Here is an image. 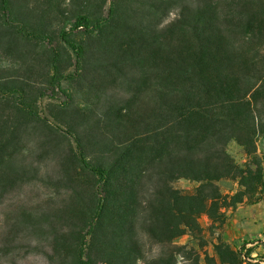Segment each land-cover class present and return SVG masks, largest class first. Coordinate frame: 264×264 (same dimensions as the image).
Listing matches in <instances>:
<instances>
[{"label": "trees", "instance_id": "obj_1", "mask_svg": "<svg viewBox=\"0 0 264 264\" xmlns=\"http://www.w3.org/2000/svg\"><path fill=\"white\" fill-rule=\"evenodd\" d=\"M109 1L105 15L79 13L70 31L61 30L72 52L65 72L51 29L0 0V196L40 173L26 162V146L30 125L41 122L71 139L59 178L68 203L21 214L31 232L47 231L51 264H139L144 236L164 249L148 264L192 254V264H202L196 249L176 241L201 237L203 216L217 235L203 264L256 259L264 242L242 254L224 232L229 210L264 200V0ZM76 30L84 32L79 39ZM20 41L45 47L53 95L68 98L64 84H78L79 102L57 112L64 119L41 109L47 88L31 81L42 53H19L15 70L3 65L1 54ZM103 83L121 85L128 97L93 105L87 96ZM181 179L194 188L176 187ZM229 179L238 189L225 194L221 182Z\"/></svg>", "mask_w": 264, "mask_h": 264}, {"label": "rangeland", "instance_id": "obj_2", "mask_svg": "<svg viewBox=\"0 0 264 264\" xmlns=\"http://www.w3.org/2000/svg\"><path fill=\"white\" fill-rule=\"evenodd\" d=\"M13 3L16 10L19 11L21 19L23 18L31 24L44 25L51 29L52 40L50 46L52 49H56L62 55V58H65L60 64V68L65 72L73 69L70 66L65 70L69 61V55H72V52L69 53L70 49L61 39V30L70 31L71 24L77 14L91 13L93 15H105L110 5L109 0H13ZM175 16L176 11H173L164 18V23H169ZM72 33L75 38L79 39L84 32L76 30V32ZM13 47L10 53L11 56L9 53H5L1 54V58L4 66L11 65L14 67V70L22 62H16L18 60L16 59V55L19 53H29V56L42 53L40 60L43 62L36 67L34 77L31 80L33 85L40 86L43 89L47 88L45 91L46 96L41 102V109L50 111L49 106H51L56 110L53 113L57 114L58 111H63L62 113L64 114L79 102L80 97L75 92L78 89V84L76 83L64 84L69 94L68 98L59 92L53 95L49 84V68L46 66L47 58L49 59V57L48 53L43 50L45 49L43 45H32L20 41L16 45H13ZM27 59V62L24 61L25 63L22 64L23 69L20 70L21 73L26 71L30 58ZM103 85L102 92L97 93L95 89L92 90L93 92H89L87 100L90 103L93 102V105L95 103L98 107H102L108 104L106 103V96L109 95H114L118 100L125 99L129 95L121 85H108V83H103ZM63 101H67V106L69 105L67 110L59 108V105ZM62 113L60 115L57 114V116L63 117ZM50 117H53L55 120L56 116L50 115ZM59 123L62 124L63 128L67 127V123H62V121ZM76 124L74 125L77 127ZM53 130V128L49 129L41 122H35L30 125L29 141L26 147L32 152L26 156V162L38 168L40 173L28 179L25 183L17 184L13 188H10L7 193L0 196V264H51L48 260V255L52 250L49 246L47 231L31 232L21 222V214L26 211L39 213L55 207H64L69 201L70 192L59 178L62 176L63 163L66 162L71 153V139L63 131L60 130L57 133ZM262 140L264 142V137ZM39 141L41 144H39ZM175 186L183 190H192L194 183L181 179L175 183ZM221 188L225 194H232L238 189V184L237 181L232 179L223 180ZM261 203L264 204V200ZM201 221L206 227V231L201 237H192L187 234L179 238L176 243L185 244L189 248L196 249L197 253L201 255V263L203 264L205 253L209 252V254H213L212 243L216 241L217 235L213 234L208 228L211 222L207 216H203ZM240 228L245 231L246 237L238 234ZM250 228L247 224L240 225L231 219L227 223L224 238L230 243H235L241 249L242 254H245L250 247L260 244L253 243L252 240L246 244L248 239L257 238L252 235L249 236L251 232H246ZM251 229L250 231H252ZM262 234L261 240L264 239V233ZM143 239L146 243L144 254L146 260L143 259L139 264H148L147 260L151 261L157 258L162 254L164 249L161 245L150 243L146 236ZM234 239L236 242H234ZM262 256H264L263 247H255V251L251 254V257H256V259L246 258L247 262L245 264L249 261L256 264H264ZM194 257L195 254H192L191 257L187 255L179 256L178 264H192Z\"/></svg>", "mask_w": 264, "mask_h": 264}, {"label": "crops", "instance_id": "obj_3", "mask_svg": "<svg viewBox=\"0 0 264 264\" xmlns=\"http://www.w3.org/2000/svg\"><path fill=\"white\" fill-rule=\"evenodd\" d=\"M231 214V218L229 221L234 220V222H237L240 225H245L247 224L250 226L251 230L248 229L246 232H251L249 234L252 235L253 237H257L256 239H248L247 241L250 242V240L253 241V243H262L264 242V239L261 240V235L264 233V204L261 202L256 203V204H247V203H242L239 205L234 211L229 210L228 211ZM239 235H243L246 237L245 231L243 229H239L238 231ZM260 238V239H259ZM234 242L236 240L234 239ZM250 245V244H248ZM262 246H259L260 248Z\"/></svg>", "mask_w": 264, "mask_h": 264}]
</instances>
